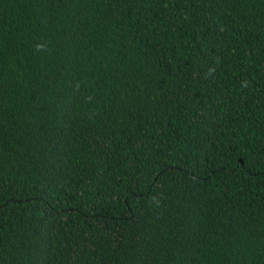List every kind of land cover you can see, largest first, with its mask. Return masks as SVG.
<instances>
[{"label":"trees","instance_id":"1","mask_svg":"<svg viewBox=\"0 0 264 264\" xmlns=\"http://www.w3.org/2000/svg\"><path fill=\"white\" fill-rule=\"evenodd\" d=\"M0 264H264V0H0Z\"/></svg>","mask_w":264,"mask_h":264}]
</instances>
